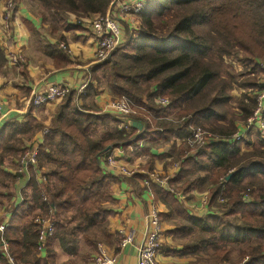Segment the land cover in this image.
I'll use <instances>...</instances> for the list:
<instances>
[{
  "label": "trees",
  "instance_id": "trees-1",
  "mask_svg": "<svg viewBox=\"0 0 264 264\" xmlns=\"http://www.w3.org/2000/svg\"><path fill=\"white\" fill-rule=\"evenodd\" d=\"M20 1L14 0L16 4ZM37 1L42 9L55 13L49 24L52 32L59 27H79L67 21L63 16L66 12L77 16L104 14L114 2ZM140 19L142 31L128 33L108 59L94 64L90 72L95 80L104 81L112 96H125L138 107L133 117L142 128H119L110 114L87 112L86 106L76 105L74 90L67 93L57 103L39 150V167H47L43 171L47 181L37 183L31 170L24 199L8 219L4 236L10 254L19 264H55L54 240L70 251L78 233L108 219L112 212L102 202L109 197L105 186L110 176L101 168V161L111 153L106 150L108 145L126 147L140 141L155 145L173 137L184 140L191 126L207 125L218 138L191 154L182 141L176 154L178 169L169 182L189 195L207 184L209 206L216 210L195 216L175 194L152 184L154 200L168 209L160 218L175 220L166 233L181 236L199 232L192 246L174 250L162 245L161 250L183 255L210 249L216 256L215 264L229 262L236 250L237 264H264V139L258 140L262 147L249 151H242L240 142L223 139L234 133L236 119L244 121L252 114L255 96L242 94L238 101L240 117L227 119L224 105L235 79L225 70L226 75L222 74V58L237 55L238 50L247 63L252 58L264 61V0H146ZM58 39L65 40L61 34ZM46 53L57 68L73 65L66 48L48 46ZM237 85L244 88L251 82L242 80ZM158 97L168 98L169 104L162 107ZM33 108L28 107L26 121L8 120L0 127V187L16 179V174L3 168L6 156L21 151L18 142L24 135L44 128L31 117ZM170 116L174 118L168 119ZM181 117L184 119L179 121ZM219 120H227V125L219 124ZM99 122L108 127L96 135ZM154 157L148 161L150 169ZM247 189L250 199L243 200ZM219 198L225 202L220 203ZM49 209L53 210L54 233L45 241L46 254L41 257L36 254L38 228L33 218ZM0 264H9L1 251Z\"/></svg>",
  "mask_w": 264,
  "mask_h": 264
},
{
  "label": "crops",
  "instance_id": "crops-1",
  "mask_svg": "<svg viewBox=\"0 0 264 264\" xmlns=\"http://www.w3.org/2000/svg\"><path fill=\"white\" fill-rule=\"evenodd\" d=\"M133 1L135 0H117L114 2L115 12L120 22L124 24V29L121 28L123 40L126 28L128 33L133 35L140 28L136 24L141 20L134 18V15L130 16L120 11L122 3ZM143 1L146 2V0ZM4 4V0H0V104L10 109V113L5 119H2L0 127L8 120L26 121V114L30 106L28 105V98L32 90H44L51 84L66 85L73 90H77L81 85L86 84L85 93L79 99L78 106H86L88 108L87 112L90 113L110 114L111 118L118 121L117 126L126 131H132L134 128L136 130L141 129V126L137 123L140 121L136 118L123 117L103 111L104 105L114 96L104 85L94 80L91 75L90 70L94 66L93 53L96 48L97 36L89 23L85 21L76 22L77 19L71 16L72 18L67 19V21L73 26L78 24L79 27H59L55 32H52L48 22L32 8L31 4L34 5L32 1L22 0L13 9L9 34L7 33L9 36L6 38L1 27ZM60 34L65 40L58 39ZM61 44L66 45V53L73 62V65L66 69L57 68L52 57L46 53L48 46L59 47ZM10 51L18 54L19 62L17 64H11L7 61L6 56ZM233 91L236 90L233 89ZM57 103L58 101H54L34 107L31 110V117L35 120V124L44 126V128L50 127ZM111 126H113L112 122L109 123V127ZM107 127L99 122L96 129H101L100 131L103 132ZM43 129L24 135L18 142L21 150L29 147L37 140ZM181 142L182 140L177 137H173L167 142L159 141L155 145L140 141L138 145L112 147L111 153L120 158L122 163L134 169L136 175L145 177L146 172L156 171L172 176L178 169L176 154ZM18 153L14 152L6 156L5 160L10 158L9 164H11V168H9L10 165L5 166L4 164L3 168L6 172L13 174L14 157ZM151 155L155 157L150 169L148 161ZM101 168H104L103 161H101ZM41 169L46 170L44 165L41 166ZM105 173L110 176L105 186L109 197L103 199L102 205L112 214L104 223L91 227L84 233H78L76 242L70 247V251L62 248L58 240H54L52 246L56 254L55 264H94L98 243L104 245L107 254L115 256V264H136L137 247L142 241L145 231L144 217L148 208L154 205L158 209L159 216L161 213L167 212L161 201L154 200L152 190L150 192L143 186L142 179L144 177L139 179L110 172ZM34 180L40 183L36 178ZM26 186L19 182L17 178L13 182H9L7 187H2L8 189V191L2 193L6 196V202L0 210V220L10 218L15 206L20 201L19 194L21 199H24V191L27 192L28 190ZM190 193V195L189 193H185V195L188 202L191 203L194 202L192 197H197L199 192L197 189ZM161 221L162 242L167 248L180 250L195 243H177L176 241L179 240L180 236L166 233L167 230L173 228V221L175 220L161 219ZM183 236L185 235L181 237L183 238ZM86 237L88 241L85 240ZM125 237L131 238V242L122 247L120 243ZM91 242L93 244H90ZM203 251L207 252V259L202 258L206 256L200 255ZM203 251L192 254L171 255L160 249L157 258L160 264H187L194 260L193 257H200L202 262H205L204 264H215L216 256L212 251L210 249ZM36 254L44 257L46 254L45 247L38 249ZM199 262L203 264L201 260L195 264H199Z\"/></svg>",
  "mask_w": 264,
  "mask_h": 264
},
{
  "label": "built area",
  "instance_id": "built-area-1",
  "mask_svg": "<svg viewBox=\"0 0 264 264\" xmlns=\"http://www.w3.org/2000/svg\"><path fill=\"white\" fill-rule=\"evenodd\" d=\"M117 0H114V2ZM114 2L107 8L104 14H94V18L90 21V27L97 36L96 48L93 53V63H100L108 59L110 53L123 41V34L121 30L120 20L115 12ZM16 3L14 0H5L4 11L2 13L1 27L4 31L5 37L9 35L10 18ZM144 7L143 0H135L133 2L122 3L120 7L121 12L125 13H139ZM6 31V32H5ZM8 33V34H7ZM65 48L63 44L60 45ZM7 61L11 64L19 62L17 53L8 52ZM86 84L81 85L75 91L74 100L78 106V101L85 93ZM69 86L61 84H51L44 90L34 89L28 98V105L39 107L50 102L61 100L67 93L72 91ZM256 106L252 114L238 127V130L226 136L228 142H241L245 134L249 132H256L264 138V92H256ZM158 104L166 107L169 104V99L166 97H158ZM138 108L125 96L110 99L103 107V111L111 112L123 117H133L138 113ZM10 113V109L3 107L0 104V122L5 119ZM135 118V117H133ZM183 120L179 119V121ZM191 132L184 141L186 146L190 148L189 152H194L195 149L202 147L211 140L218 138L216 134L205 129L203 126L195 125L190 127ZM48 132V128L42 130L41 136L35 140L29 147L23 149V152L14 159L13 174H16V179L22 182L24 186L28 183L31 170L34 177L40 183L47 181V177L43 175V170L39 167L38 156L40 146L43 142V135ZM105 172L120 174L123 176H132L136 171L130 168L127 164L122 163L120 158L112 153L103 159ZM142 179L144 187L151 192V185L155 184L172 192L179 198L188 208L189 212L195 216H201L210 210L215 211L209 206L208 191L199 192L197 197L193 198L194 202H188L184 192L180 191L175 184L169 182L171 175L165 173H158L156 171L146 172ZM20 201L21 196L19 194ZM243 200H249L250 194L247 189L243 195ZM43 200H47V196L43 195ZM219 202H225V198H219ZM145 231L142 241L137 247V262L136 264H160L158 261V253L162 247V221L159 216L158 209L151 205L145 214ZM35 225L38 228V246L37 249L44 247L45 241L54 233V215L53 210L49 209L47 213L38 214L33 218ZM8 224V219L0 220V251L6 256L9 264H19V262L10 254L9 243L4 236V231ZM131 242V238L125 237L122 239L120 246H125ZM115 256L107 254V251L102 243L97 244V249L94 258V264H115ZM73 264V263H67Z\"/></svg>",
  "mask_w": 264,
  "mask_h": 264
},
{
  "label": "rangeland",
  "instance_id": "rangeland-1",
  "mask_svg": "<svg viewBox=\"0 0 264 264\" xmlns=\"http://www.w3.org/2000/svg\"><path fill=\"white\" fill-rule=\"evenodd\" d=\"M27 1H32V3L34 4V5L31 4L32 8L34 9L35 12H38V14H40L43 19H44L43 16H46V18L44 20H46L48 22V24L52 23L51 22L53 20L52 15H55V13L53 11H51L49 9L48 10L42 9L41 5L39 4V2L37 0H27ZM4 2H5V0H4ZM140 12L135 13V14L125 13V12H121V13L130 15V16L134 15L135 16L134 18H137V20H141L140 19ZM63 16L66 17V19H68V20H69V18H72L71 16H73L75 19H77L76 22L85 21L89 24H90V21L95 17L92 14L77 16L75 13H71V12H66ZM140 24H141V21L137 22L136 26L138 27V26H140ZM120 25H121V28L124 29L123 22H120ZM140 31H142V29ZM123 32H125V31H123ZM126 33L128 34L127 28H126V32L124 35V39L126 38V35H127ZM63 45L65 46V48H67L65 44H63ZM256 63L258 66L255 65ZM222 64H223L222 74L226 75L224 73V70H225L228 73H230V75H232L235 79L233 81L234 83H232V85H231V89L228 90V94L230 95V99L227 102V104L224 105V108L227 110V119L231 118L232 116H234L235 118H239L241 115V111L238 108V101L241 99L242 94H246V97H248V98H253L255 96V99H256V96H257L256 92H264V61H262L260 59L252 58L251 63H247L244 61V59L242 57V53L238 50L237 55L232 54V55L223 57L222 58ZM226 77L228 78V75ZM242 80H245V81L248 80L249 82H251V85L244 87V88L240 87L239 85H237V82L242 81ZM98 83L101 85H104V87H105L104 81H98ZM233 89H235L236 91H233ZM116 97L117 96H114V97H112V99L116 98ZM157 103H158V101H157ZM78 107H82V106H78ZM171 118H174V117L170 116L168 119H171ZM180 119H182V117ZM244 121L236 119V122H235L236 128H235L234 132H236L238 130V125H241ZM214 122H216V121H214ZM217 122L219 124H226L227 125V120H219ZM200 126H203L205 129L209 130L207 125H200ZM100 130L95 128V134L98 135L99 133H101L102 131H100ZM259 138L261 139L262 137L259 135V133H256V132H249V133L245 134L244 139L240 142L241 150L247 151V149L252 150L255 147L256 148L262 147V146H260V144L258 142V140H260ZM22 152H23V150H21L17 155H15L14 158L16 159ZM11 158H13V157H11ZM9 163H10V158L9 159L7 158V160H5L4 164H5V166L10 165L9 168H11V164H9ZM38 163H39V156H38ZM45 168H47V167L45 166ZM207 188H208L207 184L203 185L200 189H198V192L207 191ZM7 191H8V189L0 187V210L4 206V203L6 202V196H5V194L3 195L2 193L7 192ZM192 198H195V197H192ZM165 208L167 209L166 206H165ZM213 209L216 210L214 207H213ZM173 223H175V222L173 221ZM198 235H199V232H197L195 230L192 233L186 234L185 236H183V238L181 237L182 236L181 235L179 240H177L176 242L180 243V244H191V243L195 242V238H197ZM201 254H202V256H206V257H202V258L207 259V252L206 251L201 252L200 255ZM193 258H194V260L190 261L187 264H192V263L195 264L199 260H201V262H202V259H200V257H193ZM238 260H239L238 252L235 250V252L230 256V261L226 262L225 264H233V263L237 264L236 262ZM202 263L204 264L205 262H202ZM199 264H201V263L199 262Z\"/></svg>",
  "mask_w": 264,
  "mask_h": 264
},
{
  "label": "water",
  "instance_id": "water-1",
  "mask_svg": "<svg viewBox=\"0 0 264 264\" xmlns=\"http://www.w3.org/2000/svg\"><path fill=\"white\" fill-rule=\"evenodd\" d=\"M137 121V120H136ZM137 123H139V125L141 126V128H142V124L140 123V122H137ZM134 125V124H133ZM135 126V125H134ZM106 150H112V146L111 145H108L107 147H106ZM231 175V174H230ZM230 175H228L227 176V178L230 176Z\"/></svg>",
  "mask_w": 264,
  "mask_h": 264
}]
</instances>
